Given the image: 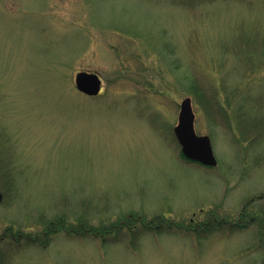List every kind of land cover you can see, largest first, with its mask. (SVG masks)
<instances>
[{
	"label": "rangeland",
	"instance_id": "obj_1",
	"mask_svg": "<svg viewBox=\"0 0 264 264\" xmlns=\"http://www.w3.org/2000/svg\"><path fill=\"white\" fill-rule=\"evenodd\" d=\"M0 191V264H264V0H0Z\"/></svg>",
	"mask_w": 264,
	"mask_h": 264
},
{
	"label": "water",
	"instance_id": "obj_2",
	"mask_svg": "<svg viewBox=\"0 0 264 264\" xmlns=\"http://www.w3.org/2000/svg\"><path fill=\"white\" fill-rule=\"evenodd\" d=\"M75 84L77 89L88 96H99L103 87L100 74L90 71H80L76 74ZM196 114L193 109L192 99L185 98L181 103L179 122L175 127V135L182 147L186 158L201 164L217 166L212 140L209 136H200L195 128ZM3 193L0 191V205L3 202Z\"/></svg>",
	"mask_w": 264,
	"mask_h": 264
},
{
	"label": "trees",
	"instance_id": "obj_3",
	"mask_svg": "<svg viewBox=\"0 0 264 264\" xmlns=\"http://www.w3.org/2000/svg\"><path fill=\"white\" fill-rule=\"evenodd\" d=\"M191 7H192V5H191ZM183 156V155H182ZM260 198H262V197H260ZM252 220H255V219H252ZM60 224L62 223V221H60L59 222ZM52 226H54V224L52 225ZM212 226V225H211ZM249 225H241V223L239 222L238 224H235V225H233V230H237L238 229V231L241 229V230H243L244 228H247ZM188 231V230H187ZM189 232V231H188ZM132 245V249L134 250V251H137V247H135L134 246V244H131Z\"/></svg>",
	"mask_w": 264,
	"mask_h": 264
},
{
	"label": "flooded vegetation",
	"instance_id": "obj_4",
	"mask_svg": "<svg viewBox=\"0 0 264 264\" xmlns=\"http://www.w3.org/2000/svg\"><path fill=\"white\" fill-rule=\"evenodd\" d=\"M208 224H209V223H206V225H205V226H207ZM212 226H213V224H212ZM208 227H209V226H208ZM5 236H6V235H5ZM4 238H5V237H3V240H4ZM21 238H22V236H21ZM38 240H39V239H38Z\"/></svg>",
	"mask_w": 264,
	"mask_h": 264
}]
</instances>
